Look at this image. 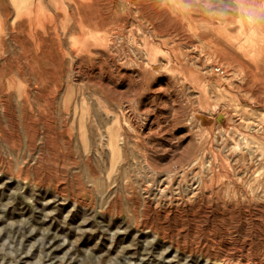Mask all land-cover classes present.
<instances>
[{"label": "rangeland", "instance_id": "374dc122", "mask_svg": "<svg viewBox=\"0 0 264 264\" xmlns=\"http://www.w3.org/2000/svg\"><path fill=\"white\" fill-rule=\"evenodd\" d=\"M0 264H264V0H0Z\"/></svg>", "mask_w": 264, "mask_h": 264}, {"label": "bare ground", "instance_id": "6f19581e", "mask_svg": "<svg viewBox=\"0 0 264 264\" xmlns=\"http://www.w3.org/2000/svg\"><path fill=\"white\" fill-rule=\"evenodd\" d=\"M109 142H110V146H111V148H112V150H115L116 149V141H115V139H114V135H113V133H110L109 134ZM116 151H114V153H115Z\"/></svg>", "mask_w": 264, "mask_h": 264}]
</instances>
